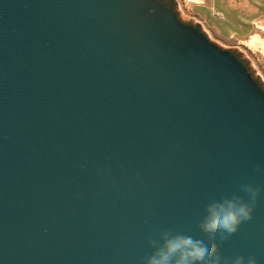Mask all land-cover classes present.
I'll use <instances>...</instances> for the list:
<instances>
[{"label":"water","instance_id":"95a60500","mask_svg":"<svg viewBox=\"0 0 264 264\" xmlns=\"http://www.w3.org/2000/svg\"><path fill=\"white\" fill-rule=\"evenodd\" d=\"M169 0H0V264H142L264 189V84ZM264 264V192L220 242Z\"/></svg>","mask_w":264,"mask_h":264},{"label":"clouds","instance_id":"9594fccd","mask_svg":"<svg viewBox=\"0 0 264 264\" xmlns=\"http://www.w3.org/2000/svg\"><path fill=\"white\" fill-rule=\"evenodd\" d=\"M257 172L264 174V169L257 168ZM241 191L246 199L244 196L233 195L206 207V215L198 227L202 232L215 233L216 239L161 230L154 238H148L147 246L152 251L142 260V264H259L254 256L225 258L217 242L228 240L238 233L243 224L252 221L255 205L264 189L244 184Z\"/></svg>","mask_w":264,"mask_h":264},{"label":"rangeland","instance_id":"374dc122","mask_svg":"<svg viewBox=\"0 0 264 264\" xmlns=\"http://www.w3.org/2000/svg\"><path fill=\"white\" fill-rule=\"evenodd\" d=\"M175 1V11L182 22L200 26L211 42L235 52L241 60L248 62L250 71L258 79L250 59L260 57L264 67V53L250 40L258 36L264 42V31L260 29L264 27V6L258 5L257 0ZM252 6L263 10L256 11ZM262 73L264 75V70Z\"/></svg>","mask_w":264,"mask_h":264},{"label":"built area","instance_id":"2783aa9c","mask_svg":"<svg viewBox=\"0 0 264 264\" xmlns=\"http://www.w3.org/2000/svg\"><path fill=\"white\" fill-rule=\"evenodd\" d=\"M250 59V58H249ZM252 66L254 67V71L257 75V77L261 80V82L264 84V75L262 73V66L260 61H255L250 59Z\"/></svg>","mask_w":264,"mask_h":264},{"label":"bare ground","instance_id":"6f19581e","mask_svg":"<svg viewBox=\"0 0 264 264\" xmlns=\"http://www.w3.org/2000/svg\"><path fill=\"white\" fill-rule=\"evenodd\" d=\"M260 29L264 31V27H261ZM250 43L254 46H258L260 50L264 53V42L258 36H253L250 40Z\"/></svg>","mask_w":264,"mask_h":264},{"label":"crops","instance_id":"0c3cea01","mask_svg":"<svg viewBox=\"0 0 264 264\" xmlns=\"http://www.w3.org/2000/svg\"><path fill=\"white\" fill-rule=\"evenodd\" d=\"M257 4L260 5V6H264V0H257ZM252 8H254L256 11L263 10V9H258L256 6H252ZM253 60H255V61H258V60H259L260 63H261V66H262V62H261L260 57L255 56V57L253 58ZM262 70H264V67H263V66H262Z\"/></svg>","mask_w":264,"mask_h":264}]
</instances>
